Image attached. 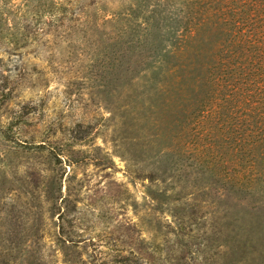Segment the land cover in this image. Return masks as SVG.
I'll return each mask as SVG.
<instances>
[{
  "label": "rangeland",
  "instance_id": "374dc122",
  "mask_svg": "<svg viewBox=\"0 0 264 264\" xmlns=\"http://www.w3.org/2000/svg\"><path fill=\"white\" fill-rule=\"evenodd\" d=\"M200 1L0 0V264H264Z\"/></svg>",
  "mask_w": 264,
  "mask_h": 264
},
{
  "label": "trees",
  "instance_id": "16d2710c",
  "mask_svg": "<svg viewBox=\"0 0 264 264\" xmlns=\"http://www.w3.org/2000/svg\"><path fill=\"white\" fill-rule=\"evenodd\" d=\"M203 2L200 1L201 5L198 7L203 24L209 21V26L211 22V27H219L218 31L223 36L205 82L210 87L216 85L222 92L227 89V93L233 98L223 92L230 103L218 105L222 108L215 112L208 109L211 114L202 110L199 123L210 121V116L215 118L230 114L232 123L236 124L231 141L234 140L233 147L237 153L244 152L243 138H250L254 147L257 143L264 150V0ZM213 2L216 5L212 7ZM219 37L221 38L220 35ZM219 97L220 95L215 99ZM211 142L216 143V140L213 138L209 146H206L208 151L214 149ZM235 171H238L236 177L243 176L246 167L240 165L234 168Z\"/></svg>",
  "mask_w": 264,
  "mask_h": 264
}]
</instances>
